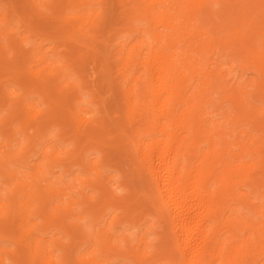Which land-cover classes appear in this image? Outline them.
<instances>
[{"label": "bare ground", "instance_id": "1", "mask_svg": "<svg viewBox=\"0 0 264 264\" xmlns=\"http://www.w3.org/2000/svg\"><path fill=\"white\" fill-rule=\"evenodd\" d=\"M6 1L0 262L264 264V0Z\"/></svg>", "mask_w": 264, "mask_h": 264}, {"label": "rangeland", "instance_id": "2", "mask_svg": "<svg viewBox=\"0 0 264 264\" xmlns=\"http://www.w3.org/2000/svg\"><path fill=\"white\" fill-rule=\"evenodd\" d=\"M4 1H6V0H0V3H1V4H0V7H1L2 4H3V6H4V4H5L4 7H6V5H7L8 3H7V1H6V3H5ZM3 2H4V3H3ZM4 7H3V9H4ZM17 29H18V31H19L20 33L18 32V33H19V34H18L17 32H14V34H13L14 36L25 35V34H26V32L24 31L25 29L23 28V26H20V27H18ZM42 36H44V33L41 35V37H42ZM39 37H40V36H39ZM39 37L36 36V39H37L38 42L41 41V37H40V38H39ZM20 42H21V41H20ZM21 43H22V42H21ZM21 43H20V45L23 46V49H27V48H28L29 45H28L27 43H24V42H23L22 44H21ZM42 44H43V49H44L45 51H47V49H49V43L45 40ZM90 58H91V59H90ZM91 61H92V62H91ZM93 61H94V60L92 59V56L86 58L85 61H84L85 70H86V71L84 70V72H85V77H87V79H88V80H87L88 82H90V81L92 82V81H93L92 76L95 75V77H97L96 74H94V75H92V74L95 73V72H96V73L98 72V71H96V70H98V67H99L98 65H99V64H98V65L95 64V66H94V63H95V62H93ZM91 65H92V67H91ZM96 66H97V67H96ZM87 68H88V70H90V71H87ZM93 68H94V69H93ZM95 69H96V70H95ZM93 71H94V72H93ZM86 72H88V73H86ZM88 74H90V75H88ZM88 77H90V78H88ZM90 79H92V80H90ZM97 79H98V78H97ZM89 80H90V81H89ZM11 85H12V84L9 85V88H10V89H12V87H13V86L11 87ZM85 97H86V96H84L83 98H85ZM4 112H5V111L2 110L0 114H3ZM50 134H51V132H50L48 135L50 136ZM17 137H18V138H17L18 140H20V141L22 140V135H21V134L18 135V133H17ZM3 141H4V140H3V137L0 135V155L6 158V152H7V151H6V147H5V146H2ZM46 142H47V141H45L44 143H46ZM36 156H37V155L35 154V156H32V158L30 157V158L32 159V160H31V159L29 158V159H30V162H31V161L33 162L34 158L37 159L38 156H37V157H36ZM7 163H8L9 167H10L12 170H15V171H19V170H20L21 173H23V174H25V172L27 171L24 167H22V166L20 165V162L18 163V162L12 161V160H8ZM53 169L57 172V174L55 173V175H58V174H59V173H58L59 170H58L57 168H55V167H54ZM21 173L19 172V175H21ZM111 173H112V172H111ZM66 178H68V177H66ZM5 184H6V183H5ZM6 186H8V185H6ZM131 230H132L131 228H128V231H131ZM0 247H1V248H4V247L11 248L12 246H11L6 240H0Z\"/></svg>", "mask_w": 264, "mask_h": 264}, {"label": "clouds", "instance_id": "3", "mask_svg": "<svg viewBox=\"0 0 264 264\" xmlns=\"http://www.w3.org/2000/svg\"><path fill=\"white\" fill-rule=\"evenodd\" d=\"M94 107H95V106H94ZM96 111L98 112V109H96ZM120 179H121V176H120L119 172L116 171V172L114 173V176H113V180H114V183H113V190L115 191V193H116L117 195H123V194L125 193V189H124L123 187H121L120 184H119ZM154 227H155V224H154V223H150V224L147 226L148 231L153 230ZM135 232H136V230L133 229V230L129 233V235H130V236H134V235H135ZM147 239H148V243H149V244H152V243H154V242L156 241L157 237H156L155 235H149ZM57 255H59V253H58ZM0 264H11V261H10V260H4L3 262H0Z\"/></svg>", "mask_w": 264, "mask_h": 264}]
</instances>
